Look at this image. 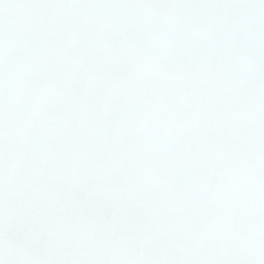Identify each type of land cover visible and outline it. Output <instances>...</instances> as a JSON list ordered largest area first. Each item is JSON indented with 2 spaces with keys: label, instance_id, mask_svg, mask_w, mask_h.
Listing matches in <instances>:
<instances>
[{
  "label": "snow or ice",
  "instance_id": "obj_1",
  "mask_svg": "<svg viewBox=\"0 0 264 264\" xmlns=\"http://www.w3.org/2000/svg\"><path fill=\"white\" fill-rule=\"evenodd\" d=\"M0 264H264V0H0Z\"/></svg>",
  "mask_w": 264,
  "mask_h": 264
}]
</instances>
